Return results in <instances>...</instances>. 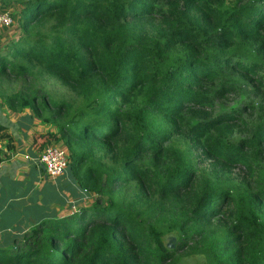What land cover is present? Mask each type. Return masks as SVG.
I'll return each instance as SVG.
<instances>
[{
	"label": "trees",
	"instance_id": "1",
	"mask_svg": "<svg viewBox=\"0 0 264 264\" xmlns=\"http://www.w3.org/2000/svg\"><path fill=\"white\" fill-rule=\"evenodd\" d=\"M13 4L0 98L56 128L36 151L62 144L96 200L0 247V264H264V0Z\"/></svg>",
	"mask_w": 264,
	"mask_h": 264
},
{
	"label": "crops",
	"instance_id": "2",
	"mask_svg": "<svg viewBox=\"0 0 264 264\" xmlns=\"http://www.w3.org/2000/svg\"><path fill=\"white\" fill-rule=\"evenodd\" d=\"M0 126L4 128L1 135L9 136L0 137L5 153L0 166V247L9 248L19 241L16 237H27L40 224L76 214L88 195L77 185L70 169L51 179L39 166L42 151L34 148L36 134H55V129L29 109L15 113L5 105L0 106Z\"/></svg>",
	"mask_w": 264,
	"mask_h": 264
},
{
	"label": "rangeland",
	"instance_id": "3",
	"mask_svg": "<svg viewBox=\"0 0 264 264\" xmlns=\"http://www.w3.org/2000/svg\"><path fill=\"white\" fill-rule=\"evenodd\" d=\"M20 9H21V7L15 5V4L11 5L7 9H2V7L0 6V12L6 11L7 13L11 14V16L15 17L13 19L14 20V25L12 27H10V29H5V30H1L0 29V49H2L4 46H6V44H10L13 40L15 41V40H17L19 38V36L21 34V31H20L19 23L17 22V19H18V15H19ZM263 75H264V73H263ZM44 84H45V86L48 89L53 90V92H55L54 94L58 98H66V99L71 98L70 92L66 88L61 87L57 80H55L53 78H48V79H46L44 81ZM19 87H20V85H17L15 87L14 91H18L20 89ZM247 89H251V88L249 87ZM1 90H2V87L0 86V92H1ZM248 95H249V91L248 90H246L245 92L243 91V93L237 99V101L241 100L240 99L241 97H243L245 99L246 96H248ZM233 98H230L231 101L229 100L228 104H225V103L224 104L227 105V106L233 105V103H230V102H233L232 101ZM1 105H4V101L2 100V98H0V106ZM45 125L50 126V127H52L53 129L56 130V128L54 126H52V125H49V124H45ZM47 134H42V135L36 134L37 137H36L35 143H34V145H36L35 146V150H38V147H40L43 144V142H45V140L47 139V137H46ZM179 141L181 142V144H180L181 148L189 149L185 145L186 140L180 139ZM52 145L61 147L62 149L68 151L60 143H53ZM191 151L193 153L191 156L194 159L195 167L197 169H199L203 173V175L206 176V177L212 175L213 167L211 166V161L201 159L200 158V154L201 153L199 151H197L196 149L191 148ZM70 173H71V176H72V171L71 170H70ZM239 174H240V172L236 171L234 173L233 177L236 178V175H239ZM95 200H96L95 196L92 197L91 195H88L87 199L83 203L82 207L90 206L91 204H93L95 202ZM19 229H21V227L16 229L15 234H16V232H19L18 231ZM34 229H36V228H34ZM16 239H18L19 241H24L26 239V237L22 238V236H18V237H16ZM163 241H164V244H165V246L167 248L173 249L176 246L177 237H176V235L174 233H168V234H166L164 236ZM13 245H14V243L12 244V246L9 247V249L12 250L14 248ZM202 263H203V259L201 257H196V258H184L182 260V262L179 263V264H202Z\"/></svg>",
	"mask_w": 264,
	"mask_h": 264
},
{
	"label": "built area",
	"instance_id": "4",
	"mask_svg": "<svg viewBox=\"0 0 264 264\" xmlns=\"http://www.w3.org/2000/svg\"><path fill=\"white\" fill-rule=\"evenodd\" d=\"M14 25L11 14L6 11L0 12V29L10 28ZM70 163L68 151L58 146H48L38 158V164L51 179L65 174Z\"/></svg>",
	"mask_w": 264,
	"mask_h": 264
}]
</instances>
